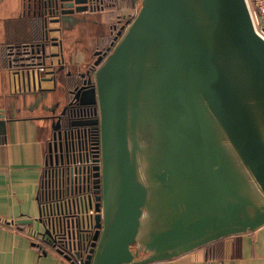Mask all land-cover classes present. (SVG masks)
<instances>
[{
	"label": "water",
	"instance_id": "obj_1",
	"mask_svg": "<svg viewBox=\"0 0 264 264\" xmlns=\"http://www.w3.org/2000/svg\"><path fill=\"white\" fill-rule=\"evenodd\" d=\"M26 1L34 15L61 17L50 28L44 17L43 41L14 58L28 91L11 98L23 105L54 97L41 84L57 83L72 49L63 55L50 34L89 10V0ZM136 1L71 92L93 116L61 119L50 107L64 96L44 107L54 140L62 126L98 128L101 196L86 264L163 263L264 226V39L247 1ZM50 44L61 50L46 52ZM81 58L83 69L91 57Z\"/></svg>",
	"mask_w": 264,
	"mask_h": 264
},
{
	"label": "crops",
	"instance_id": "obj_2",
	"mask_svg": "<svg viewBox=\"0 0 264 264\" xmlns=\"http://www.w3.org/2000/svg\"><path fill=\"white\" fill-rule=\"evenodd\" d=\"M33 12L32 4L26 0H0V264H68L29 236L30 230L39 231L42 227L36 219L39 213L37 193L47 145L52 138L50 122L44 118V107L63 98L68 71L76 73L83 64L81 57L85 54L75 41V29L80 39L92 48L94 37L104 33L118 10L108 15L93 13L88 16L89 20L98 22L83 27L72 29L66 21L62 26L64 32L51 33V37L62 42L63 55L72 49L70 62L58 74L56 84L52 81L41 84L43 88H53L54 97L38 100L33 95L23 105L24 102L18 104L11 98L28 91L15 80L12 61L19 55L21 45L37 43L29 24ZM57 26L60 24H50V27ZM87 37L90 43L85 40ZM60 50V45L46 47V52ZM53 61L56 63L57 58ZM31 89L37 91V88ZM160 264H264V226L251 233L225 238L219 256L208 257V247H203Z\"/></svg>",
	"mask_w": 264,
	"mask_h": 264
},
{
	"label": "built area",
	"instance_id": "obj_3",
	"mask_svg": "<svg viewBox=\"0 0 264 264\" xmlns=\"http://www.w3.org/2000/svg\"><path fill=\"white\" fill-rule=\"evenodd\" d=\"M256 33L264 39V0H246ZM92 0L88 1L89 10ZM129 12V21L137 12ZM42 14V12H41ZM51 14L42 16L49 19ZM40 41H37L39 43ZM36 44V43H34ZM35 46V45H33ZM28 50L32 46L28 45ZM36 46L34 55L36 56ZM30 54H22L28 56ZM33 55V54H32ZM34 56V61L38 62ZM21 57L20 54L14 58ZM21 61L13 59L15 71ZM44 70V67H38ZM97 126H62L61 137L49 141L51 157L46 151L38 185V216L41 230H30V238L40 247L49 248L68 264H86L96 231V195L100 188L99 141L89 139ZM99 134V132H98Z\"/></svg>",
	"mask_w": 264,
	"mask_h": 264
},
{
	"label": "flooded vegetation",
	"instance_id": "obj_4",
	"mask_svg": "<svg viewBox=\"0 0 264 264\" xmlns=\"http://www.w3.org/2000/svg\"><path fill=\"white\" fill-rule=\"evenodd\" d=\"M120 2H121L120 0H105V3H102V0H92L90 11L88 12L85 11L83 13L76 14L75 18L68 19L67 20L68 22L66 23H69V25L71 24L72 29L79 27V26L83 27L86 24L91 23V22L96 24L98 21L89 20L88 18L89 15L93 13H101V14L103 13V15L104 14L108 15V12L114 14V12L115 11L117 12L118 8L120 7ZM129 2L131 3V7H134V5L137 4L136 0H129ZM128 14L129 13L119 15L116 13L115 17L112 16V19H111L112 21L109 23V25L106 26L105 28L106 30L104 31V33H99L94 37L95 43L92 48L84 46L82 40L80 39V33H78V29H75L76 35H77V38L75 39V41H77L78 45L83 48L82 51L84 52V54L91 57L92 61L86 64L83 69H79V71L76 73H73L69 70V74H75L77 76L75 78L76 80L74 82L73 88L71 90H68L66 87L64 91V95H63L64 97H66V100L65 102H63V104L59 108L50 107V110L55 109L57 111V114H59L60 112L63 113L61 119L78 120V119H88V117L93 116L91 108L86 107V109H83L82 107L84 106L80 105L79 103L75 101L74 99L75 94H72L71 92L74 91V93H76L77 90L80 89V87L85 86L84 81L88 79V76L91 75L92 73V70L88 71V69L91 68L92 62L98 57V54H95V52L99 51L101 54L106 52L107 47L110 46L111 42L114 41L115 37L118 36V33L123 30V28L126 26L127 22L129 21ZM38 16L42 17L43 21H45V18L42 16V14H38ZM60 17H61V14L56 13L55 11L52 17L47 19V27L50 28V24L56 23L54 22V20ZM48 20H50V23ZM60 31L64 32L65 29L63 30V27H61ZM108 34H111L112 38L109 39L107 43L103 42V40H101V37L104 35H108ZM60 40H63V39L60 38ZM101 41L102 43H100ZM28 48L25 49L21 45L18 48L20 49L18 54L24 52L25 50H28ZM64 84H66L65 81H64ZM65 123L67 122L65 121ZM98 196H101V187L98 188L97 190L96 198Z\"/></svg>",
	"mask_w": 264,
	"mask_h": 264
},
{
	"label": "trees",
	"instance_id": "obj_5",
	"mask_svg": "<svg viewBox=\"0 0 264 264\" xmlns=\"http://www.w3.org/2000/svg\"><path fill=\"white\" fill-rule=\"evenodd\" d=\"M120 7L118 8V14L121 13V11H126L129 12L131 10V3L129 2V0H120ZM102 3H105V0H102ZM125 12V13H126ZM124 13V14H125ZM112 14V13H110ZM127 14V13H126ZM29 24L32 27V33H33V40L34 41H42L43 40V33H44V21L43 18L38 16V15H34L33 17H31V19L29 20ZM112 36L111 34L108 35H104L101 37V40H103V42H108L109 39H111ZM102 43V41L100 42ZM25 49L28 48V45L23 44L22 45ZM20 56H22L23 53H19ZM26 59H23L22 61H25ZM33 60V59H30ZM77 76L75 74H69L66 76L65 78V82H66V87L68 90H71L74 86V82H75V78ZM89 139L95 141L96 143H98L99 141V134L98 131L96 129H92L91 132L88 134ZM222 240H219L215 243H212L210 245H208V257H216L219 256V253L221 251V247H222ZM217 249V250H216ZM216 250V251H215ZM155 264H160V263H155Z\"/></svg>",
	"mask_w": 264,
	"mask_h": 264
},
{
	"label": "rangeland",
	"instance_id": "obj_6",
	"mask_svg": "<svg viewBox=\"0 0 264 264\" xmlns=\"http://www.w3.org/2000/svg\"><path fill=\"white\" fill-rule=\"evenodd\" d=\"M138 2H137V7H138ZM106 28V27H105ZM106 30V29H105ZM88 35V34H87ZM84 40V39H83ZM85 40H88V43H90L91 41H90V37H87V38H85ZM83 42V44H84V46H87V44H86V42L85 41H82ZM94 45H92V47H93ZM88 47V46H87ZM81 49H83V48H81ZM74 57H76V55L74 56ZM90 60V61H89ZM92 60L91 59H88V61H87V64L89 63V62H91ZM76 62H77V60H76ZM75 62V63H76Z\"/></svg>",
	"mask_w": 264,
	"mask_h": 264
}]
</instances>
